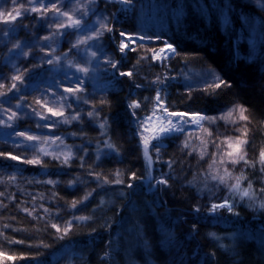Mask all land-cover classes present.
<instances>
[{"label": "trees", "instance_id": "obj_1", "mask_svg": "<svg viewBox=\"0 0 264 264\" xmlns=\"http://www.w3.org/2000/svg\"><path fill=\"white\" fill-rule=\"evenodd\" d=\"M97 3L113 31L102 30L100 50L87 55L72 49L73 29L56 22L46 31L37 3L40 12L23 9L11 27L0 16V264H264V0H131L125 10ZM121 32L143 37L123 56ZM12 41L39 42L45 51L25 56L10 50ZM165 42L174 54L154 60ZM47 53L62 59L45 63ZM109 60L116 74L105 83L100 62ZM76 77L82 91L66 92L81 86ZM158 92L169 112L234 110L162 139L155 171L166 181L162 195L134 184L140 144L130 112L138 123L154 111ZM240 140L247 143L237 153ZM230 152L247 163H231Z\"/></svg>", "mask_w": 264, "mask_h": 264}, {"label": "rangeland", "instance_id": "obj_2", "mask_svg": "<svg viewBox=\"0 0 264 264\" xmlns=\"http://www.w3.org/2000/svg\"><path fill=\"white\" fill-rule=\"evenodd\" d=\"M106 1L115 2L118 5L119 10H125V9H128L129 7L132 6V3H125L124 0H106ZM35 4L36 3H29V1H26V0H17V3L15 5H13V0H0V13H4L6 15L7 13L11 12L13 15H15L16 10H19L20 12H24L23 9H25V12L31 13V12H33V11H31V8L33 6H35ZM37 5H40V4L37 3ZM11 6L12 7L14 6L13 10L9 11V8ZM46 7H47V11H45L43 14H41L43 16V23H44V27H45L46 31L47 30L49 31L52 29V27L54 25L53 20H55L56 22H59V24L71 23V21L68 20L67 16H59L57 19L58 13L53 9V7L49 8V5ZM59 9L61 12H66L69 15H71L73 17V19H78L81 16V14L87 12V15L84 17L83 23L86 26H90V28L95 29L97 31L103 30L101 28V24L106 25L107 28H110V25L105 20L104 13L102 12L101 8L98 7L97 0H65L64 3L59 4ZM13 22L14 21H12L11 23H7V24L10 25V27H11ZM67 29L72 30V28H67ZM104 31H106V30H104ZM86 34L88 36H91V35H94L95 32L88 30V28H86ZM72 36H73V43L76 42L78 39H80V40L85 39V33L77 34V33H75V31H72ZM134 39H143V37L140 34H125L124 36H121L120 41L117 43V49H118L119 54L121 56L124 55V52L122 53L120 51L121 41L123 40L125 43L128 44V47H129V46L134 44ZM16 45H19V47H16ZM28 45H29V47H28ZM39 46H40L39 42L22 43L20 41H12L9 48H10V50H15V51L22 53V54H24L28 49H32V50L37 49V50H40L38 52L40 54L45 50L42 51ZM173 49H174V51H173ZM174 52H175L174 46L168 42H165L164 44L159 46L153 52L152 56H153L154 60L156 59L159 62H163V60L172 56L174 54ZM48 55H50V53H47V55L46 54L44 55L45 56V59H44L45 63L47 60L46 56H48ZM100 63L102 64V66L106 65V66H103L101 69L104 73H106L104 75L103 81L105 83L111 82V80H110L111 78H109V75L111 76V75L116 74L115 68H113L111 66V64L107 63L106 61H101ZM112 64H115V63L112 62ZM121 73H126V72L117 73L116 76L117 77L122 76ZM158 93L160 95V92H158ZM160 97H161V95H160ZM154 109H155V111H153L152 113L141 116L140 119L138 120V123L136 122V120L134 121L135 117L132 114V111H130V112H131V117H132L134 125H135L136 133L138 135V143L139 144L143 143V139L149 140V145L151 146V153L154 157L155 163L158 164V157L156 155L157 150H156V148H153L152 145H158L159 146V145H161L163 138H165L166 136H168L170 134L178 133V132H173V133H170L168 135L162 136V138L160 140H152L151 139L152 136L158 134L159 128L161 127V125L167 127L168 126V120H172L173 122L181 121L184 130H190V129H196V128L202 126L206 119L201 120L199 125H198L197 123H195L193 121L196 119L197 114L199 116H204V115L199 114V113H193V114L186 113L187 115H185L183 118H181L180 116H170L169 113H172V112L163 111L162 109H164V108L162 106V101H160V104L158 105L156 99H155ZM175 113H185V112L177 111ZM148 117H151L150 122L147 119ZM184 120H187L189 122L183 123ZM141 134H143V136ZM139 161L141 164L140 165V173L135 178L136 181L139 178H141L143 175V168H142V163H141L140 157H139ZM159 180L162 181V179H159ZM136 181L134 184H136ZM162 185H163L164 190H165V183H162ZM213 212H214V210H213Z\"/></svg>", "mask_w": 264, "mask_h": 264}, {"label": "snow or ice", "instance_id": "obj_3", "mask_svg": "<svg viewBox=\"0 0 264 264\" xmlns=\"http://www.w3.org/2000/svg\"><path fill=\"white\" fill-rule=\"evenodd\" d=\"M15 2H16V0H13V3H15ZM124 2L125 3H130L131 0H124ZM29 3H38V4H40L42 6V8H43L44 11H47L46 3H52L53 9L58 13L57 19H58L59 16H67L68 17V20L71 21V23H67V24L61 23V24H59L58 25V28H72L75 31V33H77V34H79V33H85V39H83V40L78 39L74 44H72V49H76L77 50V53L83 52L85 55H87L88 49L89 48H94V47L97 48V51L100 50L98 48L97 44L95 43V41H98L99 40L100 36L103 35V31H97L95 29L90 28V26H86L83 23L84 17L87 15V12L81 14V16L78 19H73V17L71 15H69L68 13L61 12L60 11V9L56 7V3L54 2V0H29ZM31 11H33V12H40L41 11V8H37V7L33 6L31 8ZM21 14L22 13L19 10H16L15 15H13L11 12H9L6 15L4 13H0V16H3V21H2L3 23H11L12 21H15L17 19V17L20 16ZM53 23H56V21L53 20ZM86 28H88V30H91V31L95 32V34L94 35H91V36H88L86 34ZM101 28L103 30H106V31H113V29L107 28L106 25H103V24H101ZM56 34H59V33H56ZM56 34H54V35H56ZM124 35L125 34L123 32H121V36H124ZM50 38L51 37H44L45 40H48ZM89 41H92L93 43H89ZM82 44L83 45H86V47L84 49H81L80 48V45H82ZM16 47H19V45H16ZM127 48H128V44L125 43L122 40L121 41V44H120V51L123 53ZM69 51H71V49ZM173 51H174V49H173ZM24 55L27 56L28 53H24ZM67 55H68V53H65L64 54V58H66ZM96 55H97V52L96 51H93L91 53V56L93 58H95ZM61 59H62L61 57H55L54 59H48L47 60V63L48 64H53V63H57L58 64ZM81 63H90V61H81ZM107 63L111 64V66L113 68H115L117 66L116 64H112V62L110 60L107 61ZM72 64H73V61H69V66H72ZM76 68H77V71L78 72H83L85 75H87L88 72H89L88 67H81L80 64H76ZM121 75H129L130 76L131 73L130 72L129 73H121ZM23 79H24V77L22 75H17V76H14L13 77V80L14 81H20L21 83L23 82ZM76 80H77V82L81 86L80 87H77L76 89H73L71 87H68V88L65 89L66 92H69L71 94H76V93L82 91V85L84 83V80L81 79L80 77H76ZM223 83H224V81H220L218 84H216V87H219ZM12 88L13 89L17 88L16 83H13L12 84ZM10 90L11 89H9V91ZM76 98L78 100L80 99L79 96H77ZM61 99L66 101V100H68V97L62 96ZM155 99L157 101V104L159 105L160 104V101H161V97H160L159 93H157V96H156ZM65 106L71 107L70 104L65 105ZM17 107H20L19 103L17 104ZM129 107L135 109V108L140 107V105L137 102H133V103H131L129 105ZM236 107L239 109V112H240L239 118L241 120H248L249 117L247 115H245V112L247 111L246 108H244L243 106H240V105H237ZM162 110L163 111H167L166 108H164ZM48 111L51 112L52 115H54V116L63 115L62 112H59V113L58 112H53L51 108H49ZM154 111H155V109H154ZM233 111L234 110L230 109L224 116H221V117H205V116H199L197 114V117H196V119L193 122H195V123H197L199 125L200 121L201 120H205V119H208L211 122H215V120H217V119H227V118H231V117H233ZM88 115L89 116H92L93 113L89 112ZM133 115H135V113H133ZM169 115L170 116H180L181 118H183L187 114L186 113H175V112H172V113H169ZM15 116H16V113L13 112L12 113V116L9 117V119H12ZM40 118L43 119V120H47L48 119L47 117H45L43 115H41ZM71 119H79V115L73 116V117H71ZM147 119H148L149 122L151 121V117H148ZM65 122H68V120L66 119ZM188 122L189 121H187V120H184L183 121V123H188ZM233 122H235V121L233 120ZM3 123H4V121L3 120H0V124H3ZM8 126L11 127V125H8ZM42 126L43 125H38V127H42ZM103 126L104 125H101V127H103ZM183 131H184V128L182 126L181 121L173 122L172 120H168V126L165 127V126L161 125V127L159 128L158 134L153 135L151 139L152 140H160L162 138V136H164V135H168V134L173 133V132H183ZM205 131H207V130H205ZM246 132H247V129L245 128V133ZM19 135H24V133H19ZM141 135L143 136V134H141ZM26 139L29 140V141H34V140H38L39 137H35V136H30L29 135V136L26 137ZM245 143H247V140H240L237 143V145H236L235 152L239 153L240 150H241V145H243ZM143 145H144V155H145V158L148 159L149 166H150L151 165V157L149 156V150H150L149 149V140L148 139H143ZM187 146H188V144H187V142H185V147H187ZM109 147H112V145H109ZM152 147L153 148H156V150L159 151V146L158 145H152ZM229 147H232V144L231 143L229 144ZM228 157L230 158V162L231 163H237L239 160H244L245 163H247V160H245L244 155H239L237 158H232L233 157V153L230 152V153H228ZM10 158L13 159V160H16L19 157L18 156H15V155H12V156H10ZM69 158H70V156L65 157V163H67V161H68ZM24 162H26V163H40V160L39 159H34V160H27V159H25ZM224 162H225L224 160H221V163H224ZM215 163H216V161L213 160V164H215ZM260 163L261 164H264V150H262L261 153H260ZM117 175H119V173H117ZM216 178L217 177H215V176L213 177V179H216ZM219 179L223 182L224 177H219ZM239 179L240 178H237V181H239ZM121 182L122 181H120V180H117L116 181V183H121ZM50 183H51V181H50ZM69 183L71 184L72 182L70 181ZM160 183H166V181H163L162 180V181H160ZM233 187H238V183H237V185H234ZM89 195H90V193H89ZM243 195L244 196H247V195H249V193L247 191H244L243 192ZM85 199H87V196L85 197ZM75 203L76 202H73V205H72L73 207H75ZM226 204H227V202H225V205H214L213 207L214 208H216V207H222V206H226ZM262 207H264V205H262ZM229 210H231V209H229ZM79 219H82L83 220V219H86V217H80ZM53 227H57V226L56 225H53ZM57 230L59 231L60 229L57 228ZM64 231L66 233L68 231V229L65 228Z\"/></svg>", "mask_w": 264, "mask_h": 264}, {"label": "water", "instance_id": "obj_4", "mask_svg": "<svg viewBox=\"0 0 264 264\" xmlns=\"http://www.w3.org/2000/svg\"><path fill=\"white\" fill-rule=\"evenodd\" d=\"M149 156L151 157V165L149 166L148 159L145 158L144 155V145L140 143V155H141V163L143 168V175L136 181V184L143 187L146 193H164V187L160 180L155 177L156 163L154 157L151 153V146L149 145Z\"/></svg>", "mask_w": 264, "mask_h": 264}, {"label": "bare ground", "instance_id": "obj_5", "mask_svg": "<svg viewBox=\"0 0 264 264\" xmlns=\"http://www.w3.org/2000/svg\"><path fill=\"white\" fill-rule=\"evenodd\" d=\"M140 159H141V155H140ZM156 193H157V194H159V195H162V194H163V193H162V194H160V193H158V192H156Z\"/></svg>", "mask_w": 264, "mask_h": 264}]
</instances>
